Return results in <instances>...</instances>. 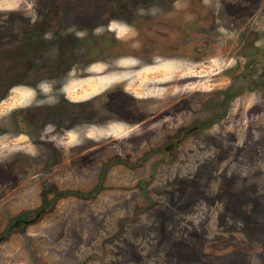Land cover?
I'll return each mask as SVG.
<instances>
[{
  "label": "rangeland",
  "instance_id": "374dc122",
  "mask_svg": "<svg viewBox=\"0 0 264 264\" xmlns=\"http://www.w3.org/2000/svg\"><path fill=\"white\" fill-rule=\"evenodd\" d=\"M45 53L95 62L83 106L146 118L42 150L9 118L37 96L6 99L0 264H264V0H0L1 76L44 79Z\"/></svg>",
  "mask_w": 264,
  "mask_h": 264
},
{
  "label": "flooded vegetation",
  "instance_id": "af4514ba",
  "mask_svg": "<svg viewBox=\"0 0 264 264\" xmlns=\"http://www.w3.org/2000/svg\"><path fill=\"white\" fill-rule=\"evenodd\" d=\"M46 52V51H45ZM45 53V68L49 67V69L45 70V78H29V79H18L15 77H10L5 75L2 77L1 71H5V68L0 64V105L10 98L12 94L18 92H29V90H35L36 92V99L39 102H35L33 105H37L36 108L30 105H18L11 108L9 111L10 117L13 120V129L17 133V131L24 130L27 132V138L30 140H34L35 138H40V142L37 141L35 146L37 148L45 149V131L46 128L51 126L55 134L64 133L69 134L70 132H94L96 129H103L107 130V127L113 124H122V125H129L133 121L138 119H145V114H141L137 112L136 108L130 109V106H134L133 103L135 102V98H141L136 96L135 94L130 95H123L126 94V90L124 85L122 88L114 87L111 90L116 92L119 97H124L126 101H131L130 104H124L126 108V113L119 114L120 110L114 111L106 98L109 97L103 96L105 100L101 103L102 106L98 109L96 106H83V102H90L91 100H95L98 96V93H93L88 98L84 99H77L71 98L69 95V91L67 90V86L70 84L69 76L73 74V80L79 81L78 79H84L89 77V69L92 67L95 62H90L86 60L81 66L72 67L68 64L65 60L66 56L63 55L62 58L59 60L51 61L50 65H46L48 61V56ZM70 55L67 56L66 59L69 58ZM70 59V58H69ZM75 64V61H73ZM87 63V64H86ZM32 65V64H31ZM31 65H28L26 68L28 72L31 71L33 68ZM76 65V64H75ZM85 65V66H84ZM150 65V64H145ZM138 66V65H137ZM140 66V65H139ZM84 67V68H83ZM134 69V70H138ZM26 71V72H27ZM131 70H119L115 68H109L105 71H102V76H106L107 74L113 73H126ZM5 73V72H4ZM49 74V75H48ZM84 74V75H83ZM82 75V76H80ZM126 78L122 79L121 81L125 80ZM41 82H45L50 85L51 91L45 95L42 93L38 87ZM57 86V89H56ZM77 89H79L77 87ZM57 92V93H56ZM123 93V94H122ZM106 94V93H105ZM41 96V97H40ZM43 101V103H40ZM47 101V103L45 102ZM94 103V102H93ZM111 112H115L118 114L116 117L114 115H110ZM137 113V114H136ZM136 114V115H135ZM124 116V117H121ZM145 117V118H144ZM139 121L138 123H140ZM138 123L135 124L138 125ZM9 132V127L6 126L4 129H0V137L6 135ZM42 136L39 137V135ZM42 160H45V151L40 153ZM53 159V158H52ZM14 168V167H13ZM10 171H13L12 169ZM14 172V171H13Z\"/></svg>",
  "mask_w": 264,
  "mask_h": 264
},
{
  "label": "clouds",
  "instance_id": "9594fccd",
  "mask_svg": "<svg viewBox=\"0 0 264 264\" xmlns=\"http://www.w3.org/2000/svg\"><path fill=\"white\" fill-rule=\"evenodd\" d=\"M110 27L112 29H116L117 27L127 28V25H125L122 21L113 20L110 22ZM99 30L100 29H97V31H99ZM78 35H83V33H78ZM38 87H39L40 91L42 93H44L45 95H47L51 91V87L47 83H41L40 85H38ZM28 94L31 96H35L36 92H35V90H29ZM40 103H43V101H41Z\"/></svg>",
  "mask_w": 264,
  "mask_h": 264
}]
</instances>
